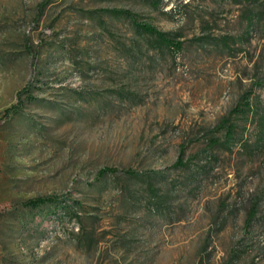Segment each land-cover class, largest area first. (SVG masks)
<instances>
[{
    "label": "rangeland",
    "instance_id": "1",
    "mask_svg": "<svg viewBox=\"0 0 264 264\" xmlns=\"http://www.w3.org/2000/svg\"><path fill=\"white\" fill-rule=\"evenodd\" d=\"M245 8L0 0V264H264V137L208 142L243 91L264 109V22L247 35ZM232 121L256 139V115Z\"/></svg>",
    "mask_w": 264,
    "mask_h": 264
},
{
    "label": "trees",
    "instance_id": "2",
    "mask_svg": "<svg viewBox=\"0 0 264 264\" xmlns=\"http://www.w3.org/2000/svg\"><path fill=\"white\" fill-rule=\"evenodd\" d=\"M248 4H254L255 8H245L241 12V17L244 20L245 32L248 35L250 31L256 26L257 23L264 22V0H242ZM113 14H126L129 15L126 11L120 9H110L107 10ZM131 22L136 30H140L143 33L154 36L155 40L162 42L164 44H170L177 46V43L172 41L166 36V33L156 30L154 27L147 23H138L131 19ZM256 85H261L260 81L256 82ZM19 94V93H18ZM251 89L243 91L237 98L235 104L228 109V111L221 116L214 127L211 129V132L221 131V139H218L215 136H212L208 142L211 145L221 144L225 149H230L231 145L237 141L239 143L240 150L246 154L254 152L264 137V109L257 106H252L250 101ZM251 113L252 115L257 116V137L252 143H247L245 140H237L235 138V123L232 121V117H246L247 114ZM107 171V169H100L98 174H102ZM126 173H132L129 170H125ZM54 198L50 196L45 197H34L25 200L22 202V205L35 208L46 202L53 201ZM257 199H254L250 204V209L247 211L246 221L249 220L254 214L257 207Z\"/></svg>",
    "mask_w": 264,
    "mask_h": 264
}]
</instances>
